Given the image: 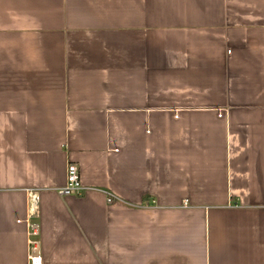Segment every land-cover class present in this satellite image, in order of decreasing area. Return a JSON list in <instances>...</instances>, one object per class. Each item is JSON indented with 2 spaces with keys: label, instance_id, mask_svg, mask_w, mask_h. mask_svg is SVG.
<instances>
[{
  "label": "crops",
  "instance_id": "1",
  "mask_svg": "<svg viewBox=\"0 0 264 264\" xmlns=\"http://www.w3.org/2000/svg\"><path fill=\"white\" fill-rule=\"evenodd\" d=\"M0 264H264V0H0Z\"/></svg>",
  "mask_w": 264,
  "mask_h": 264
},
{
  "label": "built area",
  "instance_id": "2",
  "mask_svg": "<svg viewBox=\"0 0 264 264\" xmlns=\"http://www.w3.org/2000/svg\"><path fill=\"white\" fill-rule=\"evenodd\" d=\"M222 114V113H220ZM83 189L82 179L80 175V169L78 165L74 162H68L66 170V182L63 188L59 190V194L62 196L69 195H78ZM113 198L110 195L108 201H111ZM185 203V202H184ZM30 231L28 230V245H29V257L32 261L39 259L38 256V240L34 239L38 234L36 224H30Z\"/></svg>",
  "mask_w": 264,
  "mask_h": 264
}]
</instances>
